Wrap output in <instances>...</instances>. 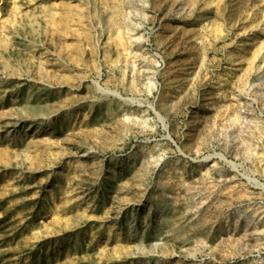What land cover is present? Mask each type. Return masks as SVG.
Here are the masks:
<instances>
[{
	"label": "rangeland",
	"instance_id": "1",
	"mask_svg": "<svg viewBox=\"0 0 264 264\" xmlns=\"http://www.w3.org/2000/svg\"><path fill=\"white\" fill-rule=\"evenodd\" d=\"M0 264H264V0H0Z\"/></svg>",
	"mask_w": 264,
	"mask_h": 264
}]
</instances>
